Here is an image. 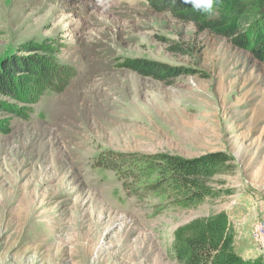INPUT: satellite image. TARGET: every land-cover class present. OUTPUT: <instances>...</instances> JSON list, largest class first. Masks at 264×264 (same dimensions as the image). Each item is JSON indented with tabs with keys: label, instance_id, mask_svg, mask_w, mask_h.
Segmentation results:
<instances>
[{
	"label": "rangeland",
	"instance_id": "374dc122",
	"mask_svg": "<svg viewBox=\"0 0 264 264\" xmlns=\"http://www.w3.org/2000/svg\"><path fill=\"white\" fill-rule=\"evenodd\" d=\"M27 44L47 49L66 86L1 115L12 130L0 134V264H179L175 230L222 210L238 252L264 260L261 62L147 0H0V61ZM135 57L198 72L167 84L122 66ZM109 150H226L236 166L215 176L218 196L185 206L128 194L94 163Z\"/></svg>",
	"mask_w": 264,
	"mask_h": 264
},
{
	"label": "trees",
	"instance_id": "16d2710c",
	"mask_svg": "<svg viewBox=\"0 0 264 264\" xmlns=\"http://www.w3.org/2000/svg\"><path fill=\"white\" fill-rule=\"evenodd\" d=\"M158 11H168L184 23H192L197 31L223 36L239 49L246 50L264 66V0H216L212 16L195 11L183 0H147ZM171 50L188 54L181 44ZM24 53H12L0 61V134L12 130L10 116L18 114L27 103H35L47 89L62 91L66 84L54 82L56 75L41 44H27ZM122 66L145 77L172 84L182 75H195L198 70L185 65H172L148 58H127ZM21 103L18 106L16 103ZM17 105V106H16ZM95 165L116 171L126 192L139 191L166 194L174 203L195 206L207 197L219 195L212 186L215 176L232 171L236 166L233 154L213 151L196 157L170 152H101ZM229 213L225 210L194 218L180 225L174 234L172 251L179 264H264L261 258L241 255Z\"/></svg>",
	"mask_w": 264,
	"mask_h": 264
},
{
	"label": "clouds",
	"instance_id": "9594fccd",
	"mask_svg": "<svg viewBox=\"0 0 264 264\" xmlns=\"http://www.w3.org/2000/svg\"><path fill=\"white\" fill-rule=\"evenodd\" d=\"M183 2L190 4L195 11L201 14L208 16L214 14V4L216 0H183Z\"/></svg>",
	"mask_w": 264,
	"mask_h": 264
},
{
	"label": "bare ground",
	"instance_id": "6f19581e",
	"mask_svg": "<svg viewBox=\"0 0 264 264\" xmlns=\"http://www.w3.org/2000/svg\"><path fill=\"white\" fill-rule=\"evenodd\" d=\"M260 96V95H259ZM256 97V96H255ZM255 107H256V105H255ZM258 107V106H257ZM259 114H260V112H259ZM31 199V198H30ZM31 201V203H32V200H30ZM31 206V205H30ZM29 207V206H28Z\"/></svg>",
	"mask_w": 264,
	"mask_h": 264
}]
</instances>
